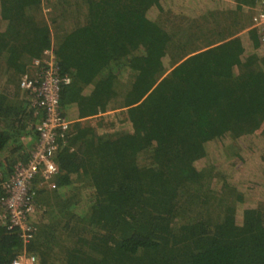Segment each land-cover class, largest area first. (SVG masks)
<instances>
[{"label":"trees","instance_id":"obj_1","mask_svg":"<svg viewBox=\"0 0 264 264\" xmlns=\"http://www.w3.org/2000/svg\"><path fill=\"white\" fill-rule=\"evenodd\" d=\"M64 1L0 0V178L26 162L45 114L16 91L34 60L43 68L52 56L70 79L58 110L75 121L58 133L50 213L47 187L31 183L29 241L0 205V264L24 250L56 264L63 239V264H264V29L171 58L161 23L255 12L264 0H78L83 24L52 41L42 9ZM90 118L115 133L81 125ZM225 191L233 201L203 216ZM193 205L200 215L185 217Z\"/></svg>","mask_w":264,"mask_h":264},{"label":"built area","instance_id":"obj_2","mask_svg":"<svg viewBox=\"0 0 264 264\" xmlns=\"http://www.w3.org/2000/svg\"><path fill=\"white\" fill-rule=\"evenodd\" d=\"M252 28L264 29V5L253 13ZM44 63L45 67L39 68L40 62L34 60L32 74L20 77L18 82L20 89L28 94L31 107L45 111L36 126L37 141L30 149L26 162H18L8 178H0V205L4 209L1 220L5 216L3 223L8 229L18 230L24 241L31 238L33 227L28 218L36 210L30 192L31 183L39 180L45 187L53 188L52 181L59 172L53 159L58 149V133L66 132L72 124L58 110L60 84H68L70 79L59 76L52 56ZM36 260L24 250L11 264H36Z\"/></svg>","mask_w":264,"mask_h":264},{"label":"rangeland","instance_id":"obj_3","mask_svg":"<svg viewBox=\"0 0 264 264\" xmlns=\"http://www.w3.org/2000/svg\"><path fill=\"white\" fill-rule=\"evenodd\" d=\"M66 1L67 2L64 1L59 3L57 6H54L55 8L53 10H55V12L49 8L48 10L42 9V17L40 22L46 24V26L50 29L52 41H55V38L66 32V30H72L84 22L85 14L83 6L80 4V2L75 4V2L78 0ZM227 6H232V4L227 3L224 8ZM225 11L226 12L223 10L218 11L216 17L200 19L195 22L181 19H172L170 17L164 18L161 16V23L163 24V27L168 32H171L174 36L173 44L170 46V48H168V54H170L169 57L173 58L176 54H191L193 51L218 45L235 35L237 36L246 32L248 29H253L252 16L254 11L252 8H245L240 12H233L232 9H227ZM183 57L185 56H180L176 60L182 59ZM26 73L29 75L31 73V68H29L28 71L26 70ZM10 86H12V90L18 88L12 84ZM16 91L20 94V96L23 95V93L26 94L20 89V87ZM25 98L26 100L28 99L27 95H25ZM98 119L99 118L84 119L81 120L80 123H83L81 124L82 126L87 125L95 127V130H97L99 134H103L105 131H102L99 127H97ZM105 133L113 134L115 132L113 129H109L108 132ZM31 142H33L32 139ZM23 144L27 147L30 142L29 140H24ZM238 148V145L235 142H232L226 149H224L222 154L226 157L232 156L237 152ZM47 190L46 196L49 197H43L41 199L43 204H40L45 211L50 213L54 205L52 196L53 192L51 193L49 191H52L53 188L47 187ZM222 195L223 196H219L212 200V206L203 211V216L210 215L213 209L220 205L221 199H227L231 202L233 201V198L236 197L231 191H225ZM201 207L202 205L191 206L190 209L185 212V217L190 215H200L199 210ZM70 245L71 242L63 239L59 245L54 246L50 252V254L54 257L51 259L52 262H57L56 264H63L62 249H65V247H69Z\"/></svg>","mask_w":264,"mask_h":264},{"label":"crops","instance_id":"obj_4","mask_svg":"<svg viewBox=\"0 0 264 264\" xmlns=\"http://www.w3.org/2000/svg\"><path fill=\"white\" fill-rule=\"evenodd\" d=\"M52 2H53V0H52Z\"/></svg>","mask_w":264,"mask_h":264}]
</instances>
